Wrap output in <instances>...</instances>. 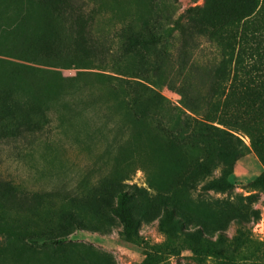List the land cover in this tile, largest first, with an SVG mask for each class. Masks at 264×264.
<instances>
[{
  "label": "rangeland",
  "instance_id": "rangeland-1",
  "mask_svg": "<svg viewBox=\"0 0 264 264\" xmlns=\"http://www.w3.org/2000/svg\"><path fill=\"white\" fill-rule=\"evenodd\" d=\"M74 1L87 14L79 28L45 0H0V264H264V196L251 186L264 163L250 149L194 176L203 157L190 133L196 116L162 79L179 46L196 41L195 21L225 0ZM207 80L186 78L198 107ZM220 178L231 188L201 189ZM120 190L134 194L132 241L107 210ZM172 206L191 219L166 235L159 222ZM238 228L241 248L215 245Z\"/></svg>",
  "mask_w": 264,
  "mask_h": 264
},
{
  "label": "trees",
  "instance_id": "trees-1",
  "mask_svg": "<svg viewBox=\"0 0 264 264\" xmlns=\"http://www.w3.org/2000/svg\"><path fill=\"white\" fill-rule=\"evenodd\" d=\"M45 1L54 11L68 15L76 27L79 28L80 24L85 26L87 14H84L83 7L75 5L74 0ZM216 7L214 14L208 16L209 20L195 21L196 28L192 38L196 41L192 39L194 42L190 47L179 46L177 57L174 61L172 58L171 66L162 78L168 89L179 95L182 106L201 120L198 121L194 116L188 117L190 133L199 142L203 152L202 159L195 164V171L200 175H194L201 180L209 175L211 161L217 160L222 164L236 161L250 149L264 163V0H225L224 5L220 3ZM199 10L189 9L190 16L193 18ZM192 18L188 21L193 23ZM85 37L87 42H91ZM142 41L144 40L139 38L131 40L135 45ZM161 51L164 54L172 52L170 43L166 42ZM194 51L196 53L193 56ZM185 52L189 57L191 55L188 68L184 67L185 60H182ZM196 57H202L204 64L197 63ZM197 71L208 76L201 92L200 107L188 98L186 85V78ZM155 98L161 99V96L155 94ZM235 132L247 136L248 147L234 135ZM207 140L209 143H206ZM212 142L220 145L214 150ZM128 164L131 163L125 161L119 171L125 177L129 175ZM194 176L187 177L186 182L192 184ZM251 186L260 190L264 196V174L256 177ZM229 188L231 184L221 178L205 180L201 186L204 191L221 193ZM133 198L134 194L120 190L116 204L107 205V210L122 224L125 241H132L137 236L139 222L131 212ZM190 219V214H177L172 206L165 209L159 229L166 235H174L184 231L183 227L185 223H190ZM221 226L222 224L219 225ZM243 235L240 228L230 239L219 234L215 245L221 248L226 245L241 248L245 242ZM168 248L167 244L157 247L160 252ZM213 248L209 249V253H214Z\"/></svg>",
  "mask_w": 264,
  "mask_h": 264
}]
</instances>
